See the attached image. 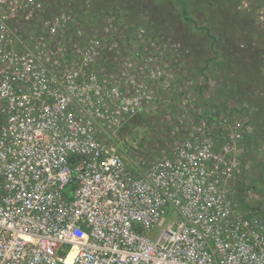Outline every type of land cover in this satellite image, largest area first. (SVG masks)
I'll use <instances>...</instances> for the list:
<instances>
[{
    "label": "built area",
    "instance_id": "2783aa9c",
    "mask_svg": "<svg viewBox=\"0 0 264 264\" xmlns=\"http://www.w3.org/2000/svg\"><path fill=\"white\" fill-rule=\"evenodd\" d=\"M55 8L0 0V264H264V215L236 188L241 124L182 116L131 167L119 132L160 102Z\"/></svg>",
    "mask_w": 264,
    "mask_h": 264
},
{
    "label": "rangeland",
    "instance_id": "374dc122",
    "mask_svg": "<svg viewBox=\"0 0 264 264\" xmlns=\"http://www.w3.org/2000/svg\"><path fill=\"white\" fill-rule=\"evenodd\" d=\"M72 2L48 7L60 6L70 21L101 23L95 28L106 34L111 68L149 85L160 102L119 132L127 164L153 162L156 146L189 124L182 116L218 112L243 132L238 197L246 211L264 215V0H124L104 6L101 18L85 11L93 14L99 0Z\"/></svg>",
    "mask_w": 264,
    "mask_h": 264
},
{
    "label": "trees",
    "instance_id": "16d2710c",
    "mask_svg": "<svg viewBox=\"0 0 264 264\" xmlns=\"http://www.w3.org/2000/svg\"><path fill=\"white\" fill-rule=\"evenodd\" d=\"M48 2H46L45 1V4L47 5V6H52V5H57V4H59L58 3V1L60 2V1H63V2H66V0H47ZM71 2L73 1V0H70ZM123 1L124 0H99V4L98 5H100V7H97V9H96V11H94L93 12V14H92V12H90L89 13V9H87V10H85V11H87L88 13V17H93V18H95L96 16H98V15H100V18H101V16H103L105 13V10L103 9L104 8V6L105 7H107V6H115V5H117V4H119V3H123ZM73 3V2H72ZM127 6V8L129 7V5H126ZM55 8V7H54ZM61 9V7L60 6H56V10L58 11V9ZM69 8H67V10H68ZM70 10H71V8H70ZM72 11V10H71ZM73 11H75L74 9H73ZM183 13H182V15L183 16H185V11L183 10L182 11ZM73 13V12H72ZM94 13H96V14H94ZM76 14V13H75ZM92 18V19H93ZM84 21V20H83ZM81 22V21H80ZM85 22H87V23H90V24H92L93 26H100L101 25V23H97V24H94L95 22H93V21H85ZM149 23H152V22H149ZM204 30L208 33L209 31H210V29L209 28H204ZM249 77L251 78V80H248V82L249 83H252L251 81L254 79V74L252 75H249ZM255 81V80H254ZM198 110H195V112L196 113H198L197 112ZM199 111H201V113L203 114H200V115H202L203 117H206V118H212V120H216V118H217V116H218V112H213L212 113V115L211 116H209V115H205L204 114V112H203V110H199ZM194 112V113H195ZM133 123H136V122H132V124ZM130 124H128L126 127H128Z\"/></svg>",
    "mask_w": 264,
    "mask_h": 264
},
{
    "label": "bare ground",
    "instance_id": "6f19581e",
    "mask_svg": "<svg viewBox=\"0 0 264 264\" xmlns=\"http://www.w3.org/2000/svg\"><path fill=\"white\" fill-rule=\"evenodd\" d=\"M71 256V255H70ZM70 258V257H69Z\"/></svg>",
    "mask_w": 264,
    "mask_h": 264
}]
</instances>
